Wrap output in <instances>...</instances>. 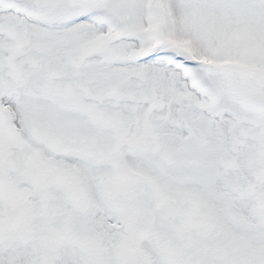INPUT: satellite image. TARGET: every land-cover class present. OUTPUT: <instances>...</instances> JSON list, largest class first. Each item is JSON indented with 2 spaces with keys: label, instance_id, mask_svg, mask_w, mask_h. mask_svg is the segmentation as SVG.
<instances>
[{
  "label": "snow or ice",
  "instance_id": "6c2138e0",
  "mask_svg": "<svg viewBox=\"0 0 264 264\" xmlns=\"http://www.w3.org/2000/svg\"><path fill=\"white\" fill-rule=\"evenodd\" d=\"M0 264H264V0H0Z\"/></svg>",
  "mask_w": 264,
  "mask_h": 264
}]
</instances>
